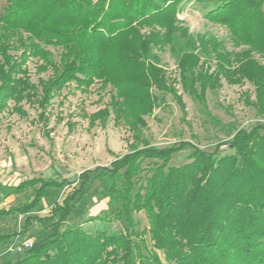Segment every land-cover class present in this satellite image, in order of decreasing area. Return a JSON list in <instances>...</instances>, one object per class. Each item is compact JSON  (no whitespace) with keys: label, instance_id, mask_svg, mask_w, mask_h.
Here are the masks:
<instances>
[{"label":"trees","instance_id":"1","mask_svg":"<svg viewBox=\"0 0 264 264\" xmlns=\"http://www.w3.org/2000/svg\"><path fill=\"white\" fill-rule=\"evenodd\" d=\"M189 1L227 29L232 49L212 34L189 31L178 17ZM165 49L182 91L205 109L206 91L222 79L249 82L254 98L247 103L259 119L228 128L212 150L185 139L167 146L145 141L143 116L161 94L184 108L175 78L160 63ZM30 59L46 77L31 80ZM95 82L112 93L90 121L112 113L133 132L130 148L73 180L36 176L4 185L24 200L0 207V218L23 219L20 230L0 229V252L28 231L33 245L1 254L0 264H264V0H0V114L25 116V102L46 124L55 95L72 83L86 92ZM183 149L188 161L169 164ZM95 184L106 212L69 222ZM49 198L48 214H32ZM140 211L146 227L138 226Z\"/></svg>","mask_w":264,"mask_h":264},{"label":"rangeland","instance_id":"2","mask_svg":"<svg viewBox=\"0 0 264 264\" xmlns=\"http://www.w3.org/2000/svg\"><path fill=\"white\" fill-rule=\"evenodd\" d=\"M178 17L190 32L212 34L223 40L228 49H232L227 29L204 19L199 2L189 1ZM158 54L167 76L175 78V87L182 95L184 108L171 94H161L159 105L143 116L146 122L143 128L145 141L167 146L185 139L205 150H212L217 141L227 136L228 128L249 127L259 119L255 109L247 103V98H254V88L249 82L229 84L222 79L219 88L206 91L205 109L199 101L182 91L174 56L168 49L159 50ZM54 55L57 56L56 49ZM37 64L35 59L27 62L34 82L39 76L46 77L48 74L37 73ZM111 93L110 86L102 88L98 82L86 92L77 89L72 83L55 95L47 106L46 124L39 119V110L25 102V116L8 111L0 114V207L7 208L24 200L23 194L11 193L4 185L12 186L25 178L36 176L73 180L81 170L94 165H106L130 148L133 132L121 120L115 121L112 113L104 121H90V115L109 102ZM188 153V149L174 153L169 164L187 162ZM96 189L97 184L92 186L82 204L69 216V222H80L89 216L106 212V199L97 194ZM64 192L61 191L55 200L59 202ZM53 199H43L32 214H48ZM135 218L139 227L147 226L143 211L136 213ZM22 219V215L1 217L0 229L14 226L20 230ZM92 224L88 222L84 226ZM110 226L118 227V224L112 222ZM31 234L28 231L19 236L32 237Z\"/></svg>","mask_w":264,"mask_h":264},{"label":"built area","instance_id":"3","mask_svg":"<svg viewBox=\"0 0 264 264\" xmlns=\"http://www.w3.org/2000/svg\"><path fill=\"white\" fill-rule=\"evenodd\" d=\"M33 245V238L32 237H25L23 239L17 240L11 244H9L5 250L0 252L1 254L4 253H15L21 252L24 249L30 248Z\"/></svg>","mask_w":264,"mask_h":264}]
</instances>
